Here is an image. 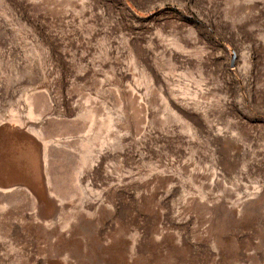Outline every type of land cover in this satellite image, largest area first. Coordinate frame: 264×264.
Listing matches in <instances>:
<instances>
[{"label":"rangeland","instance_id":"1","mask_svg":"<svg viewBox=\"0 0 264 264\" xmlns=\"http://www.w3.org/2000/svg\"><path fill=\"white\" fill-rule=\"evenodd\" d=\"M0 264H264V0H0Z\"/></svg>","mask_w":264,"mask_h":264}]
</instances>
